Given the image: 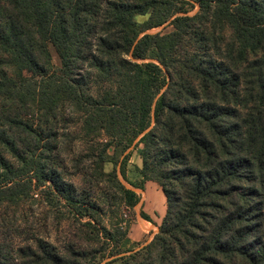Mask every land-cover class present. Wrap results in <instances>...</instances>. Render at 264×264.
<instances>
[{"label":"trees","instance_id":"obj_1","mask_svg":"<svg viewBox=\"0 0 264 264\" xmlns=\"http://www.w3.org/2000/svg\"><path fill=\"white\" fill-rule=\"evenodd\" d=\"M69 111L82 139L106 138L73 175L88 163L129 209L147 182L165 198L137 251L64 182ZM131 147L141 167L127 171ZM39 193L79 227L58 247L0 240V264H264V0H0V209ZM11 224L0 217V237Z\"/></svg>","mask_w":264,"mask_h":264},{"label":"rangeland","instance_id":"obj_2","mask_svg":"<svg viewBox=\"0 0 264 264\" xmlns=\"http://www.w3.org/2000/svg\"><path fill=\"white\" fill-rule=\"evenodd\" d=\"M184 9L189 11V16L194 15L198 10L197 7L192 9L189 6L184 7ZM136 20L142 23L147 20V17H138ZM171 31L172 29L165 24L162 27L152 29L146 33L167 34ZM50 53L52 56V63L55 67H59V59L52 48H50ZM94 92H96V89L92 88V93L94 94ZM65 119H67L68 125L65 130L59 131L60 150H63L64 145L68 144L67 136L75 135L78 139L72 143L71 152L64 151L62 156L63 161L61 163L67 168V173L63 175L64 182L72 186L74 192L85 202L84 205L87 208L90 207L88 202L97 204L98 209L96 208L95 210L97 213L95 218L98 224L107 229L118 228L122 233L126 232V228H128L126 232L127 235L122 240L119 247L122 252L124 250L122 249V244L124 248H127L129 251L134 249H136L134 251H137L148 244L158 231L156 224L151 222V225H148L141 222L142 214L145 215L142 210V200L145 191L149 202L153 203L155 201L156 204H158V198H156L155 194L158 187L154 184L153 186L156 189H153L146 183L143 191L134 189L135 193L139 196V202L134 208L129 209L121 201L120 195L107 187L108 183L106 181L97 183L92 176L88 178L84 177V175L88 173V163L80 166L81 172L78 175H73L72 166L74 165H72V162H77L93 151L97 154V150L99 149L97 144H104L106 138L99 136L89 140L82 139L80 116L69 111L66 112ZM63 133L65 135H63ZM137 153V150H133L131 147L122 154L118 152L117 158L120 162L124 156L130 154L129 161L126 165L127 171H130L134 166L141 167V161ZM109 154L113 155V149L109 150ZM119 167V164H117L116 171L120 182L127 188H130L120 176ZM112 169L113 165L109 163L104 165V172L110 173ZM53 200L54 198L51 195L47 196L39 193L37 197L33 195L32 198L22 202L17 208H1L0 217L4 216L6 219L10 220L12 227L11 232L7 234L3 233L0 240H6L8 243L12 244L13 247L18 248L25 245L27 243V237L32 235L38 236L44 239L48 244L57 247L65 240L70 239L73 229L79 226L76 224L73 213L69 207H65L63 203L56 205V203H53ZM81 222L83 223L85 221L83 220ZM152 228L154 230H152ZM151 230L154 233H151ZM137 240V243H133ZM107 260L108 259L104 260L101 264H104Z\"/></svg>","mask_w":264,"mask_h":264},{"label":"crops","instance_id":"obj_3","mask_svg":"<svg viewBox=\"0 0 264 264\" xmlns=\"http://www.w3.org/2000/svg\"><path fill=\"white\" fill-rule=\"evenodd\" d=\"M147 184L149 185L150 188L156 189L153 186L154 183L147 182ZM155 194H156V198H158V202H157L158 204H156L155 201L153 203H150L149 200L147 199V193L145 191V194H144L143 200H142V208H143L142 210L145 213V215L142 214V221L141 222L144 224H148V225H151V222H152V223L156 224L157 227L159 228V226L161 225V221L165 215V211H166L165 198H164L162 192L158 189L156 190ZM152 230H154V229L152 228ZM152 230H151V233L153 232ZM137 242H138V240L133 242V243H137ZM130 244H132V243H130ZM122 247H123L122 249H124L123 254H125V253L128 254V253H130V251L136 250V249H134V250L129 251V250H127V248H124L123 244H122Z\"/></svg>","mask_w":264,"mask_h":264}]
</instances>
